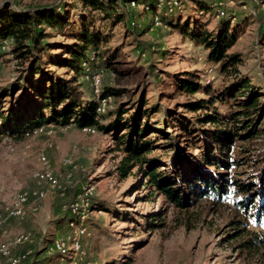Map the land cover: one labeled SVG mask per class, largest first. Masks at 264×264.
<instances>
[{
    "label": "rangeland",
    "instance_id": "1",
    "mask_svg": "<svg viewBox=\"0 0 264 264\" xmlns=\"http://www.w3.org/2000/svg\"><path fill=\"white\" fill-rule=\"evenodd\" d=\"M159 1L161 9L165 2L183 11L169 19L174 27L163 25L158 15L138 5L132 6V18L120 22L114 15L107 18L91 11L78 0H0V8L9 3L15 12L37 11L60 3V14L68 12L70 22L63 30L47 28L45 43L55 50L42 54L41 74L74 81L86 99L98 97L107 86L121 90L119 96L103 101L99 110L114 112L125 105L128 113L119 120L121 124L132 121L137 106L145 102L144 109L150 113L143 124L158 147L150 158L161 162L165 170L182 156L199 155L188 147L194 135L185 127L200 135L213 129L202 124L210 112L231 114V104H222L218 97L238 75L250 78L264 94V1L203 0L219 1L236 16L235 24L229 26L239 39L229 54L239 55L242 62L227 71L209 62L205 47L186 38L188 26L216 36L223 14L218 15L213 6L198 9L199 2L191 0H176L174 5L170 0ZM86 29L104 33L108 42L99 46L93 69L85 66L88 75L83 77L86 71L77 75L57 64L69 57L65 48ZM33 59L13 54L12 41L0 42V93L19 90L13 99H6V109L12 101L27 105L36 99L22 91L27 82L41 78L30 71ZM181 80L199 84L201 90L183 91ZM212 100H216L214 105ZM201 102L205 106L194 111L192 107ZM114 122L115 116L102 120L106 126ZM46 125L25 138L19 133L0 134V210L19 208L22 212L19 218L5 215L0 220V264H26L33 249L41 254L40 260L55 256L54 264H264V257H253L240 248L248 234L245 230L264 235V193L252 208L240 207L235 195L225 201L187 195L189 205L176 207L164 196H151L146 176L137 168L127 177L120 175L125 155L113 133ZM259 127L264 130V119ZM249 148L250 164L264 171V131ZM252 170L245 165L232 169L230 175L237 171L236 178L247 183ZM24 194L29 200L19 204ZM68 212L79 217L69 228L63 222Z\"/></svg>",
    "mask_w": 264,
    "mask_h": 264
},
{
    "label": "trees",
    "instance_id": "2",
    "mask_svg": "<svg viewBox=\"0 0 264 264\" xmlns=\"http://www.w3.org/2000/svg\"><path fill=\"white\" fill-rule=\"evenodd\" d=\"M78 1H81L91 11L100 12L107 18L112 15L116 16L118 22L123 18H132V13L135 12L132 6L136 7L137 5L154 15H158L159 21L165 26L170 24L174 27L173 24L169 23V19L173 18L174 15H181L180 13L183 12L180 7L169 6L165 2L161 9L159 0ZM173 1L176 3V0L169 2L172 3ZM215 1L212 3L203 0H191V2H199L198 9L207 10L213 6L216 7L218 15L223 14L220 18L222 24H220L218 34L213 36L207 29L198 31L195 28L192 30L188 26V37L186 38L192 44L199 47L203 46L209 51L210 63L221 64L223 71L232 70L242 62L239 55L229 54L239 39L235 31L231 30L229 26L235 24L236 16L229 14L222 3L219 4V1ZM172 5L174 4L172 3ZM217 9L221 10L218 11ZM61 11L60 3L56 8L37 11L15 12L9 3L0 8V40L12 41L13 54H17L18 57L29 55V57L34 58L29 66L33 75L42 73L41 64H39L43 61L42 54L55 50L51 44L45 43L49 37L47 28L63 30L70 22L69 13L67 12L65 16H62ZM189 23L190 21L187 22L188 25H190ZM87 31V29L84 30L83 34L77 36V42L65 48V55L69 57L63 58L62 64H57L58 66L62 65L71 69L77 75H82L83 71H86L85 66L93 69L98 48L102 43H107L108 38L100 31ZM261 31L264 42V25ZM233 72L238 74L237 70ZM86 75H88L87 71L83 77ZM93 84L95 85L94 80ZM180 84L183 91L192 94L201 90V86L194 82L181 80ZM75 85L72 80L41 74V78L27 82L22 88L25 95L30 93L36 99L29 100L27 105L26 101L21 100L17 103L12 101L8 109L5 108L4 104L6 99H13L19 90L3 91L0 93V134L19 133L25 138L37 129L45 128L47 127L46 124L52 123L61 126L75 125L80 129L92 128L95 132L99 130L102 133H113L118 149L125 155L121 166L118 168L120 175L127 177L137 168L146 176L150 195L157 193L164 196L176 207L188 206L189 203L188 201L186 203V200H190L189 198L193 196L225 201L229 199V195H235L239 196V198H235V201L240 207L249 206L252 208L255 207L259 195L264 193V171H259L258 166L254 168L255 163L250 164L252 157L249 158V155H246L251 150L249 146L253 145L254 141L260 138L264 131L259 127L264 119V94L250 78L238 75L234 84L219 95L218 101L222 104H231L232 111L229 116L223 115L218 110L210 112L202 120V124L212 125L213 129L204 130L198 135V132L195 134L194 130L184 128L186 132L194 135L193 145H188V147L198 150L199 155H191V158L182 156L172 162V166L165 170H163L161 162L150 158V154L158 147L149 138L153 135L150 133L149 127L147 124H143V121L149 117L148 113H150L149 110L144 109L145 102H141L137 106L132 121L129 120L125 124H121L119 120L128 113L125 105H121L114 112H111V109L104 112L99 111L103 101L107 103L109 98L119 96L122 93L121 90L107 86L102 88L100 97L86 99L84 92ZM206 92L209 93L208 90ZM35 100L39 101L34 102ZM41 101H43L42 105L40 104ZM215 101L212 100L211 103L214 105ZM204 106L205 102H201L192 109L198 111ZM45 111L49 113L45 114ZM107 115L115 116L116 122L108 126L103 125L102 120L107 118ZM246 143L249 144L247 148L244 146ZM241 147L243 148L239 152L237 149ZM241 155L245 157H241ZM257 163L259 164L260 161L257 160ZM245 165L250 166L253 172L250 174L248 182L242 183L239 178H236L239 172L236 171L232 177L230 171L232 169L239 170ZM187 195H189L188 199ZM262 206L264 207V203ZM78 219L79 217L76 218L75 215L68 212L63 217V222H67L69 228V225ZM245 233L248 234L240 248L253 257H264V235L257 232L249 233L248 230H245ZM40 256L41 254L37 252L33 256L31 252L26 264H54L57 261L55 256L46 257L42 260H40Z\"/></svg>",
    "mask_w": 264,
    "mask_h": 264
},
{
    "label": "bare ground",
    "instance_id": "3",
    "mask_svg": "<svg viewBox=\"0 0 264 264\" xmlns=\"http://www.w3.org/2000/svg\"><path fill=\"white\" fill-rule=\"evenodd\" d=\"M29 200L28 195L24 194L23 197L20 198L19 204H26ZM21 210L19 208L16 209H10V208H5L4 210H0V220L5 216L9 215L13 218H19L21 216ZM3 250H6V247H2Z\"/></svg>",
    "mask_w": 264,
    "mask_h": 264
},
{
    "label": "built area",
    "instance_id": "4",
    "mask_svg": "<svg viewBox=\"0 0 264 264\" xmlns=\"http://www.w3.org/2000/svg\"><path fill=\"white\" fill-rule=\"evenodd\" d=\"M50 129H54V128H50ZM45 130H47V129H45ZM0 231H1V230H0ZM34 251H35V250L33 249V255H34ZM78 258H79V261H80V257H78Z\"/></svg>",
    "mask_w": 264,
    "mask_h": 264
}]
</instances>
